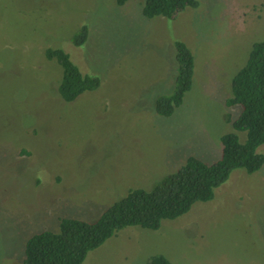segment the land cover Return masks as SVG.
Segmentation results:
<instances>
[{
    "label": "rangeland",
    "instance_id": "obj_1",
    "mask_svg": "<svg viewBox=\"0 0 264 264\" xmlns=\"http://www.w3.org/2000/svg\"><path fill=\"white\" fill-rule=\"evenodd\" d=\"M143 0H0V264H22L27 239L62 216L95 220L130 189L151 190L189 156L213 163L231 79L264 40V0H197L174 17H146ZM82 25L88 37L74 45ZM194 61L192 84L169 116L155 110L175 87V41ZM60 47L96 89L64 101ZM240 141L245 132H236ZM235 173V174H234ZM264 264V163L233 170L183 215L157 229L126 226L83 264Z\"/></svg>",
    "mask_w": 264,
    "mask_h": 264
},
{
    "label": "trees",
    "instance_id": "obj_2",
    "mask_svg": "<svg viewBox=\"0 0 264 264\" xmlns=\"http://www.w3.org/2000/svg\"><path fill=\"white\" fill-rule=\"evenodd\" d=\"M127 0H115L122 5ZM197 0H143L146 17H174L186 7L194 8ZM74 45H82L88 28L82 25L71 36ZM177 75L171 94L156 99L155 110L169 116L178 107L192 84L194 61L189 48L175 41ZM47 59H55L62 68L58 92L64 101L75 100L81 93L96 89L100 80L82 73L60 47L47 48ZM227 106H239L235 118L226 115L233 131L223 134L221 155L213 163L195 156L175 172L163 177L151 190L130 189L120 200L108 206L95 220L62 216L58 231L42 230L30 236L24 247L22 264H83L89 251L100 246L116 231L126 226L157 229L163 219L185 214L197 201L213 198L214 190L235 169L252 173L264 163V40L254 42L244 66L231 79V96ZM236 132H245L240 141ZM147 264H173L162 254L149 257Z\"/></svg>",
    "mask_w": 264,
    "mask_h": 264
},
{
    "label": "crops",
    "instance_id": "obj_3",
    "mask_svg": "<svg viewBox=\"0 0 264 264\" xmlns=\"http://www.w3.org/2000/svg\"><path fill=\"white\" fill-rule=\"evenodd\" d=\"M235 174V173H234Z\"/></svg>",
    "mask_w": 264,
    "mask_h": 264
}]
</instances>
